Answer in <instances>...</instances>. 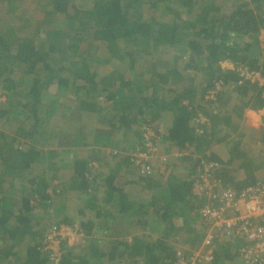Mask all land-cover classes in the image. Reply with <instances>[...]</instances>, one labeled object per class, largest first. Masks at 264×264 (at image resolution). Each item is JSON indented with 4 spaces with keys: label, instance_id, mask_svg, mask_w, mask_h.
<instances>
[{
    "label": "trees",
    "instance_id": "16d2710c",
    "mask_svg": "<svg viewBox=\"0 0 264 264\" xmlns=\"http://www.w3.org/2000/svg\"><path fill=\"white\" fill-rule=\"evenodd\" d=\"M75 1L0 0V97L6 99L0 101L2 237L28 242L22 264H54L44 246L53 223L45 224L43 217L33 214L34 207L46 209V199L37 201L40 189L31 194L25 179L45 164L59 172L57 164L65 154L35 147L45 146L41 142L46 134L41 135L40 128L51 125L48 121L63 107L62 118H71L64 133L69 149L84 140L86 134L77 130L83 121L89 126L95 121L109 125L119 133L115 138L138 136L125 161L138 171L135 182L144 192L153 190L155 196L150 201H131L129 209L135 205L139 209L130 221L135 231L163 234L154 242L131 235L130 243L122 248L114 245L107 254L98 241H90L77 254L69 253L64 243L58 264H106V255L114 264H171L177 255L170 241H178L177 233L183 244L201 241V234L185 223L200 218L197 211L206 199L194 197L192 187L206 164L218 163L215 178L237 192L255 186L264 176V148L258 146L264 144V116L254 134L256 141L236 140L235 135L246 109L264 111V85L239 84L235 71L220 67L221 61H230L264 80V49L257 38L264 29V0H89L86 6ZM24 4H32L34 16L23 21ZM107 67L114 72L108 74ZM124 67L130 80H125ZM63 101L67 104L61 106ZM138 119L141 125L133 130L131 125ZM147 128L158 136L157 141L152 137L156 153L162 139L180 150L189 148L184 149L183 158L188 161L182 166L190 167L181 171L187 180L156 178L155 166L146 174L139 172L137 156L148 151ZM160 130H167V136ZM98 133L97 142L106 143L108 138ZM62 136L58 135L61 141ZM215 143L229 146L228 162L210 153ZM78 156L71 151L70 161L84 188L85 173L100 153L85 159ZM114 174L110 171L104 179L109 194L120 192L112 184ZM117 198L126 212L127 199ZM32 201H37L33 207ZM134 230H124L123 235ZM228 239L236 241L234 258L241 261L238 250L248 242L242 237Z\"/></svg>",
    "mask_w": 264,
    "mask_h": 264
},
{
    "label": "crops",
    "instance_id": "0c3cea01",
    "mask_svg": "<svg viewBox=\"0 0 264 264\" xmlns=\"http://www.w3.org/2000/svg\"><path fill=\"white\" fill-rule=\"evenodd\" d=\"M31 1L35 4V0ZM23 7V21L26 18H32L34 16L32 4H29V7L24 4L22 8ZM23 30L25 32L27 28ZM220 67L223 69L227 67V69L231 70V72H236L237 69L234 63L225 60L220 62ZM106 69L108 74L114 72L109 67ZM125 75L127 76L125 77V80H130L131 74L127 73ZM116 77L119 81L118 75ZM126 91H128V89H126ZM145 94L147 95V91ZM60 111V116L57 117L55 115L48 121L51 125H45L40 128L39 133L41 135L46 134L43 141H40L41 143H45V146L42 148L35 147L37 149H43L45 152L58 151V155H60L61 152L62 156L65 154L66 158H63V162L61 163L60 161V163L57 164L59 172L45 164V166L40 167V169L35 167L36 173L25 179L28 182V188L26 189L31 194L33 193V189H40L39 193L36 194L35 199L39 201L40 198L43 199V197H45L47 203L46 209L44 207V209L34 207V216L37 215V217H43L41 218V221L46 222L45 224L51 222L53 223V226L77 225L82 229L83 237L80 238L73 246H66V250L69 251V253L73 252L77 254L84 249L90 241H98L100 243L99 247L107 254L114 245L119 244L122 248L124 244L130 243L132 240L131 235L134 237L137 235L139 237H143V239H146L147 242L156 241L158 239V235L163 234L161 233L162 231H135L133 228L134 225L132 224L133 221H130V218L132 219V217L136 216V209H139V206L137 207V205H135L133 210L129 209L128 204L131 201H137L139 203L142 199L150 201L152 199V195L155 196L152 192L153 190H147L144 192L140 185L135 182L139 179V175L137 174L138 171L135 167H128L127 162L125 161L127 160L126 156L130 154V145H134V141L137 140L138 136L136 135L129 139L126 137L124 140L122 138L119 139V137L115 138L113 135H117L119 133L118 131L113 132L111 128L109 129V125L101 124L95 121L93 125L89 126L85 123V121H83L84 124L80 122L77 125V130L82 129L86 136L81 142L82 144L80 143L81 145L79 144L76 148L69 149V147L66 146L64 133L66 134L68 132L67 125L71 123V118L66 121L67 117L62 118V116L66 113L64 108L62 107ZM243 116L244 121L242 122V128L240 129L238 135L235 134L236 140L243 139L244 142H247V140L251 142L256 141V139H254V134L262 125L264 111L255 112L250 109H246ZM84 120H86V118ZM138 121V123L131 125L133 130H137V128L140 127L141 120L138 119ZM45 124H47V122ZM82 124L85 125V127ZM98 132H102L100 133L101 136L104 134L106 138H108L106 143L103 141L102 144H99L97 139L94 138V136H97L96 134H99ZM161 132H163L164 136H167V130ZM61 133L63 134L62 141L58 137ZM240 134H244L245 136L237 137ZM162 140L158 145V153L155 158L156 161L154 162V166L156 168H154V174L156 175V178H163V181L169 179L170 177L187 180L188 178L184 177L186 175H184L181 171L184 168L189 169L190 167L188 163L182 166V163L188 161L183 158V156H186L184 149L189 148L186 147L180 150L177 148L175 143H171L170 145L168 142H165V140ZM244 142L242 141V143ZM255 146H257V144H255ZM258 146L261 148L260 145ZM71 151L76 152V154L79 155V159L88 158L93 153H100L99 158L91 160L92 163L89 168L90 172L86 171L85 173L88 184L84 188H82V184H80L81 177L75 174L73 161H70ZM209 151L210 153H213V155L219 156L223 162L229 161V146L215 143L210 147ZM206 154L209 153L207 152ZM108 159H113L114 161L112 163H107ZM110 171L111 173H115V179L112 182L113 186L122 192V194L120 192L110 193L114 194L112 198H110V194L104 185V179L107 178ZM140 171L141 170L139 169V172ZM231 174L234 173L231 172ZM32 181L35 182L33 183ZM118 195L127 199L126 206L128 207V210L126 212L122 208L124 206L123 203H121L119 201L120 199L117 198ZM159 200L162 201L161 199ZM166 201L169 200H164V202ZM36 202L32 201L30 203L31 207H33ZM118 202L121 204L118 205ZM193 213L195 214L196 212L193 211ZM9 224L17 226L13 222H9ZM176 224V226H178V222ZM185 224H189L190 226L192 225L191 228H194L201 234V241L197 245L183 244L184 242L181 240V233H177L178 237L174 238H178V241H170L172 243L170 247L174 251V256L177 255V257L175 256L176 259L180 255L188 257L194 254L202 246L206 237L207 230L206 227L203 226V222L200 218L195 223L192 222V220H188V223ZM124 230H134L135 232H132L130 235H123ZM106 233H108V235ZM7 238H5V236L2 237V232L0 231V264H22L28 242L26 240L24 242L21 240L20 242L19 239H13L10 237L8 239ZM237 246L238 245L234 239H228L224 235H220L218 241H215L214 254L215 257H218L214 264H242L241 261L234 258ZM42 254L48 259V255L45 252ZM104 260L107 262L106 264H114V261L109 262L110 258L107 257V255Z\"/></svg>",
    "mask_w": 264,
    "mask_h": 264
},
{
    "label": "built area",
    "instance_id": "2783aa9c",
    "mask_svg": "<svg viewBox=\"0 0 264 264\" xmlns=\"http://www.w3.org/2000/svg\"><path fill=\"white\" fill-rule=\"evenodd\" d=\"M257 38L264 49V29L259 32ZM238 76L239 84L250 81L264 85V80L257 72L241 68L238 69ZM201 120L205 121L202 115ZM152 137L158 140L154 130L145 129L144 140L146 139L148 151L139 154L136 161L141 165L143 174L149 170L153 171L152 166L156 161L157 143ZM261 147L264 148V144ZM143 162L150 165L145 166ZM218 166V163L206 164L204 173L198 175L192 187L194 197L206 199L197 211L207 230L203 244L191 256L180 255L171 264H211L215 258V241H218L220 235L226 238L242 237L248 242L247 246L238 250L242 264H264V176L255 186L237 192L230 186L225 187L222 181L215 178ZM82 237L83 231L77 225L53 226L44 239V246L51 252V261L58 264L62 256V245L66 243L73 246Z\"/></svg>",
    "mask_w": 264,
    "mask_h": 264
},
{
    "label": "rangeland",
    "instance_id": "374dc122",
    "mask_svg": "<svg viewBox=\"0 0 264 264\" xmlns=\"http://www.w3.org/2000/svg\"><path fill=\"white\" fill-rule=\"evenodd\" d=\"M76 3H77V5H85L86 6V4H88L89 3V0H76L75 1ZM27 7V6H26ZM28 7H29V5H28ZM33 9V8H32ZM82 47H84V46H86V45H84V44H82L81 45ZM100 55H101V53H99ZM121 67V66H120ZM124 70L126 71V73H127V67H125L124 68ZM6 100V99H5ZM4 100V97L3 98H1L0 97V101L1 102H4L5 101ZM67 104V102L66 101H63V105L61 104V106H64V105H66ZM61 107H60V109H59V112H57L55 115L58 117V116H60V114L59 113H61ZM2 123V122H1ZM0 131H1V127H0ZM248 141V140H247ZM249 142V141H248ZM254 144V143H253ZM254 146V145H253ZM233 168H235V165L233 166ZM232 169V168H231ZM232 170H234V169H232Z\"/></svg>",
    "mask_w": 264,
    "mask_h": 264
},
{
    "label": "clouds",
    "instance_id": "9594fccd",
    "mask_svg": "<svg viewBox=\"0 0 264 264\" xmlns=\"http://www.w3.org/2000/svg\"><path fill=\"white\" fill-rule=\"evenodd\" d=\"M236 73L238 74V68L236 69ZM239 77V76H238Z\"/></svg>",
    "mask_w": 264,
    "mask_h": 264
}]
</instances>
